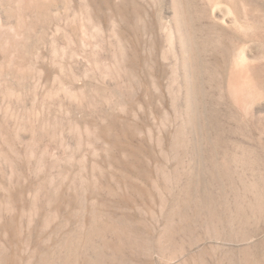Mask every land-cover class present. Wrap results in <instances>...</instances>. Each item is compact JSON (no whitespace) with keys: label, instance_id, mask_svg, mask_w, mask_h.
Returning a JSON list of instances; mask_svg holds the SVG:
<instances>
[{"label":"rangeland","instance_id":"374dc122","mask_svg":"<svg viewBox=\"0 0 264 264\" xmlns=\"http://www.w3.org/2000/svg\"><path fill=\"white\" fill-rule=\"evenodd\" d=\"M247 2L253 12L264 9V0ZM189 3L203 6L196 0ZM93 4L96 52L89 107L80 95L81 56L74 66L76 95L64 93L62 101H50L54 116L38 114L40 101L33 113V96L26 95L22 102L5 97L4 90L0 94V264H264V184L192 180L194 174L212 178L214 171L227 177L264 178V129L238 123L215 102L212 111H218L215 120H219L213 125L214 144L206 147V156L213 149L220 166L214 169L205 158L203 169L194 170L189 163L196 155L190 150L180 154L189 167L177 164L173 132L162 119L166 96L158 74L160 58L159 88L152 103L150 33L144 39L138 23L140 6L151 3L93 0ZM195 17L198 24L206 20L210 25L205 16ZM43 18L33 17L31 23L41 30L36 34L40 38H33L42 37L44 49L55 26L51 15L45 17L48 21ZM11 19L8 24L15 27L17 20ZM263 21L257 42L248 44L253 50H264ZM100 25L106 31L104 44ZM103 45L111 52L106 57L100 54ZM66 59L61 60L65 79ZM144 62L147 84L142 88ZM48 66L40 65L51 82L55 73ZM31 85L27 82L21 90L26 93ZM9 100L19 102L28 115H10ZM152 108L155 122L150 118Z\"/></svg>","mask_w":264,"mask_h":264},{"label":"bare ground","instance_id":"6f19581e","mask_svg":"<svg viewBox=\"0 0 264 264\" xmlns=\"http://www.w3.org/2000/svg\"><path fill=\"white\" fill-rule=\"evenodd\" d=\"M140 1L145 4L151 3V6H147L148 8L143 5L140 6L138 23L144 39L148 31L150 33V37L148 36L150 45L148 46L151 48L149 54H151L152 59L151 64L146 63L150 65L149 71L151 72L149 73L152 76L150 81L152 82L151 89L153 90L152 103L159 88L157 84L158 78L156 79V60L158 59L157 57L160 58V61L157 62L160 64L158 66V74L164 79L162 84L166 96V98L165 96H161L163 100L165 98V103L162 104L164 112L162 119L169 122L173 132V152H171L174 153V157L179 165L183 163L186 165V160H183L180 154L188 153L190 150L196 155V160H192L189 163L193 169L201 170L206 165L205 158L208 160L209 165L214 169H218L220 166L218 163V153L210 149V155L206 156L208 154L206 151H209L206 147L214 144L212 137L213 125L215 121L218 122L217 120H219L218 118L215 120L218 111L215 112L216 115L214 110L212 111L215 102L219 104L220 108L224 107L232 118L237 119L238 123L244 126L255 125L254 127L257 126L259 129H264V50L263 48L253 50L248 45L257 42L260 37L259 32L261 23L264 20V9L263 11L258 10L253 12L252 9L247 7V1L261 4L263 0H196L203 4L201 8L191 5L189 3L190 0ZM79 3L76 0H63L61 3L57 0H0V94L6 91V94L4 93L5 97L9 95V97H15L17 100L24 99L26 95L33 96V113L36 111V107H38L36 105L40 101V105L42 104V106L38 114L41 113V115L45 114L44 116L50 117L52 115H50L52 111L50 101H53V103L56 100L62 101L61 98L64 93L71 96L76 95L74 91L75 94L72 93V89L74 90V80L76 79L74 66L76 65L75 61L77 57L81 56L84 68L82 69L83 88H80L82 89L80 95L86 107L90 106L94 82L95 49L93 42L95 39L94 25L96 21L94 16L96 12L94 13L93 0H80ZM49 15L52 16L51 22L54 23L55 32L48 41L49 43H46V46L44 45L43 49V46L41 47L42 44L40 45L42 37L39 40L40 35H36L41 30H38L35 21L43 17V19L48 21L45 17H49ZM195 16H205L211 26L205 25L206 20L204 24L201 22L202 20L200 21L201 24H198L195 21ZM33 17L35 19L33 22L35 23H31ZM11 18H16L17 20L15 27H11L8 24ZM78 19L81 21H79L80 24L78 23ZM104 29L100 25L99 36L102 44L105 43L106 36H104L106 31L103 33ZM34 35L39 38L35 36V40L33 38ZM30 39L34 43H31ZM148 40L146 39L147 42ZM144 45L146 46V43ZM101 47V51L99 50L100 54L107 55L110 50L106 51L104 45ZM41 48L43 51L40 50ZM114 51L117 52L116 50ZM45 54L48 56L45 57ZM144 55L146 54L144 53ZM62 57L67 58L66 66H68L69 73L66 79L63 76L62 68L64 65L62 64L63 61H61ZM47 62L49 63V69L53 71L51 73H55L54 81H51L52 83L50 82L51 75H48L44 70L45 68L41 70L40 67V65L44 67L45 63L48 65ZM146 63L144 62L142 65V88L147 84L144 77ZM27 65H29L28 67L31 71L28 70L29 68L27 69ZM8 68H12L13 72H6L5 69ZM148 79L150 80V78ZM27 82H31L33 85H31L32 89L25 93L21 88ZM55 82H60V85L57 87V83ZM62 85L65 86L63 87ZM16 87L18 88L17 91L15 90ZM9 101V104H6L7 112H11L12 114L10 115L15 118H22V116L20 117L21 113H25L27 110H20L21 108L18 106L19 102L17 104L13 100ZM52 105L54 106V104ZM150 110V118L155 122L156 114L154 109ZM220 112H222V109ZM4 116L6 115L4 114ZM192 158H194V155ZM188 162L190 161L188 160ZM189 165H186V167H189ZM177 169L179 168L177 167ZM213 175L212 178L208 179V177L204 178L202 175L194 174V176L192 175V180L195 183L206 181L221 184L249 181L254 184H264V178L245 179L235 178L234 176L227 177L215 171ZM189 179L191 180V178H188V181Z\"/></svg>","mask_w":264,"mask_h":264}]
</instances>
